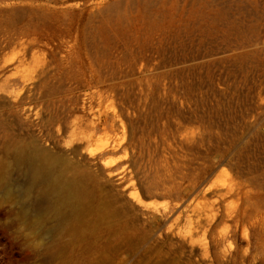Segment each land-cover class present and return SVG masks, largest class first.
<instances>
[{"label":"rangeland","instance_id":"obj_1","mask_svg":"<svg viewBox=\"0 0 264 264\" xmlns=\"http://www.w3.org/2000/svg\"><path fill=\"white\" fill-rule=\"evenodd\" d=\"M0 175V264H264V0H0Z\"/></svg>","mask_w":264,"mask_h":264},{"label":"bare ground","instance_id":"obj_2","mask_svg":"<svg viewBox=\"0 0 264 264\" xmlns=\"http://www.w3.org/2000/svg\"><path fill=\"white\" fill-rule=\"evenodd\" d=\"M16 160L18 163L30 161L27 163L29 164V166L27 165L29 174L35 182L41 184V192L46 197V204L54 212L55 218H64L78 212L89 191L86 185L89 179L87 174L74 172L70 175L57 174L54 176L52 172L55 169L56 158L51 155H44L36 149L29 153L22 150L18 151Z\"/></svg>","mask_w":264,"mask_h":264}]
</instances>
